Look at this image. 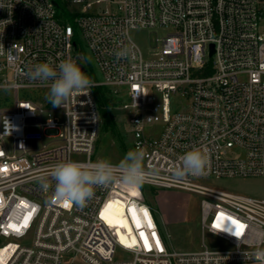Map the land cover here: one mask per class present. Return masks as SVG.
<instances>
[{
  "label": "built area",
  "instance_id": "built-area-1",
  "mask_svg": "<svg viewBox=\"0 0 264 264\" xmlns=\"http://www.w3.org/2000/svg\"><path fill=\"white\" fill-rule=\"evenodd\" d=\"M71 3L103 78L54 108L48 86L24 73L43 62L79 65L74 24L58 19L53 0H0V264H264L255 255L264 251V198L209 185L264 176V0ZM134 28L171 30L146 56ZM97 85L128 112L132 150L144 153L142 185L201 196L200 249L169 247L142 185L97 187L83 208L54 199L56 164L101 160ZM194 148L208 159L206 174L175 180L173 168ZM113 204L130 229L113 221ZM233 221L244 225L239 236ZM118 249L131 255L119 258Z\"/></svg>",
  "mask_w": 264,
  "mask_h": 264
},
{
  "label": "rangeland",
  "instance_id": "rangeland-1",
  "mask_svg": "<svg viewBox=\"0 0 264 264\" xmlns=\"http://www.w3.org/2000/svg\"><path fill=\"white\" fill-rule=\"evenodd\" d=\"M70 8L74 11L79 10V7L72 3L70 4ZM66 22L73 24L69 20ZM75 25L77 26L76 23ZM170 30L171 28H134L131 29L130 36L139 44L144 54L149 56V49L154 44L156 37L164 36ZM77 38L87 67L86 74L92 81L101 80L103 78L102 73L78 27ZM35 91L31 90L34 93ZM25 92L27 91L21 90L19 92L20 99L26 97ZM119 100L121 101L120 98ZM120 101L114 107L117 134H113L109 130L103 131V121L101 119L100 132L95 148L96 158L114 163H120L126 153L132 150V139L128 122L129 115L128 112L121 108ZM182 104L178 101L175 103V106H178L179 109ZM235 155L241 157L243 156V151H236ZM209 185L215 188L264 198V176L212 179ZM142 187L144 197L152 207L169 247L180 251H196L200 249L201 233L199 218L201 196L195 192L181 188H163L153 185H142ZM110 209L115 212L113 221L120 227L125 226L122 221L123 206L113 204ZM119 231L122 238H124L122 235L123 230L119 229ZM210 239H213V237L208 238V240ZM129 254V252L123 249H118L117 252L119 258H126Z\"/></svg>",
  "mask_w": 264,
  "mask_h": 264
},
{
  "label": "clouds",
  "instance_id": "clouds-1",
  "mask_svg": "<svg viewBox=\"0 0 264 264\" xmlns=\"http://www.w3.org/2000/svg\"><path fill=\"white\" fill-rule=\"evenodd\" d=\"M3 45L0 44V48ZM127 55V50L117 56ZM30 80L44 83L49 91L46 99L52 107H62L75 95H84L93 87V81L84 73L78 64L71 60H62L53 65L51 62L35 64L24 73ZM13 126L7 120L5 132L11 134ZM95 134V133H93ZM144 153L141 150H129L119 164L106 160L95 163L67 160L55 165L51 178L55 182L54 199L67 207L83 208L94 197L95 188L108 187L120 183L130 189L139 188L145 179ZM208 159L198 148L185 152L179 163L173 168L172 175L177 181L186 176H203L206 174ZM41 187H49L47 180ZM257 259L264 262V251L255 253Z\"/></svg>",
  "mask_w": 264,
  "mask_h": 264
},
{
  "label": "trees",
  "instance_id": "trees-1",
  "mask_svg": "<svg viewBox=\"0 0 264 264\" xmlns=\"http://www.w3.org/2000/svg\"><path fill=\"white\" fill-rule=\"evenodd\" d=\"M53 1H56L58 4V6H56L58 19L63 23L68 20L73 22L75 27L74 41L78 45L79 52L83 53L82 50L79 48V42L77 38V26L75 25V18L78 15V11H74L70 8L71 1L69 0ZM80 62L85 65L83 56ZM93 91L98 104L100 116L103 121L102 130H109L113 134H117L114 107L119 103V97L113 92V90L109 86L106 85L94 86Z\"/></svg>",
  "mask_w": 264,
  "mask_h": 264
},
{
  "label": "snow or ice",
  "instance_id": "snow-or-ice-1",
  "mask_svg": "<svg viewBox=\"0 0 264 264\" xmlns=\"http://www.w3.org/2000/svg\"><path fill=\"white\" fill-rule=\"evenodd\" d=\"M64 206L67 207V205H64ZM145 215L147 216V211L146 210H145ZM233 223L236 224V231H235L234 234L236 236L241 235V232H242V230L244 228V225L243 224H237L235 221H233ZM141 235H143V234H141Z\"/></svg>",
  "mask_w": 264,
  "mask_h": 264
},
{
  "label": "water",
  "instance_id": "water-1",
  "mask_svg": "<svg viewBox=\"0 0 264 264\" xmlns=\"http://www.w3.org/2000/svg\"><path fill=\"white\" fill-rule=\"evenodd\" d=\"M53 3H54L55 6H58V4H57L56 1H53ZM74 46H75V51H77V50H78V45H77L76 42H74ZM212 48H213V45H212ZM212 53H213V51H212ZM78 66L81 68V70H82L84 73L87 72V68H86V66H85L83 63H80Z\"/></svg>",
  "mask_w": 264,
  "mask_h": 264
},
{
  "label": "bare ground",
  "instance_id": "bare-ground-1",
  "mask_svg": "<svg viewBox=\"0 0 264 264\" xmlns=\"http://www.w3.org/2000/svg\"><path fill=\"white\" fill-rule=\"evenodd\" d=\"M122 215H123V211H122ZM122 221H123V224H124L126 227H128V229H130V225H129L128 220H127L126 218H124L123 216H122Z\"/></svg>",
  "mask_w": 264,
  "mask_h": 264
}]
</instances>
